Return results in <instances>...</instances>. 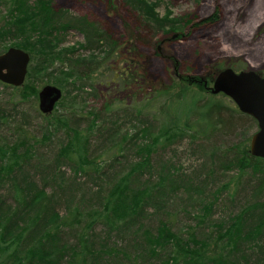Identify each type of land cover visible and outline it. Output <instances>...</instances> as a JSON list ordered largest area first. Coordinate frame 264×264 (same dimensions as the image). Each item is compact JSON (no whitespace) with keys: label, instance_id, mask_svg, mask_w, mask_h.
Returning <instances> with one entry per match:
<instances>
[{"label":"rangeland","instance_id":"obj_1","mask_svg":"<svg viewBox=\"0 0 264 264\" xmlns=\"http://www.w3.org/2000/svg\"><path fill=\"white\" fill-rule=\"evenodd\" d=\"M48 1L59 11L57 22L68 23L70 27L58 30L50 41H43L41 45L36 42V47H42L46 53L47 62L31 80L37 89L44 84L61 88L63 98L60 97L51 112L65 116L71 125L86 128L92 117L96 118L95 128L99 130L90 143L92 153L110 145L113 139L107 134L110 130L116 129L131 136L141 124L147 123L148 133H153L156 122L149 120V115L166 98L161 90L171 81L177 83L181 76L200 79L217 66H230L235 71L245 67L256 72L264 70V0ZM3 11L4 6L0 5V13ZM140 25L144 27L141 33ZM96 30L108 39L94 38L93 31ZM172 34H177V37L171 38ZM12 41L13 38L1 42L0 49L12 45ZM110 48L113 52L109 59L89 78L78 79L71 74L75 69L84 70L87 65L71 61H99ZM119 70L134 71L144 83V88L138 84L125 88L118 79L109 82L111 71L117 73ZM193 85L196 87L198 83ZM157 89L160 91L156 94ZM170 91L175 92L176 86ZM18 92L19 89L12 90L0 82L2 141L13 140L19 130L38 138L45 125L37 109L36 95L22 100L18 98ZM205 94L234 106L220 93ZM152 95L150 112L145 109L136 112L141 104L146 103V97ZM108 102L110 108L105 109L103 105ZM117 107L126 110L117 112ZM145 114L149 115L146 117ZM51 128L47 139L34 146L32 158L23 167L28 169L27 174L38 186L47 181L44 185L46 193L63 199L64 205H58L59 214L66 205H76L80 209L95 206L98 203L96 192H101L115 175L126 170V161L138 159L129 149L120 162L110 166L103 164L104 170L97 178L93 174H78L72 181L71 169L64 165L59 166L63 172L61 178H50L46 166L54 164L56 148L64 140L61 129ZM255 130L256 124L252 120L240 125L230 135L205 142L183 136L155 145L150 158L148 185H155L162 174L166 179L165 185L174 184L180 188L170 194L168 191L155 194L156 204L152 209L148 208L147 213L150 214L144 215V221L151 219L153 214L168 211L175 227L181 228L188 223L190 214L198 211L200 202L210 200L212 204L205 223L210 225L226 219L247 203L264 201V185L250 188L249 181L245 184L243 179L235 191H231L233 184L223 188L222 185L234 172L219 168L225 160L217 151L227 144L244 140L248 147L249 136ZM148 136L143 141H147ZM251 180L254 182L253 178ZM136 182L140 183L141 179ZM1 185L7 186L8 183ZM56 185L59 188L54 187ZM44 207L47 209L48 204ZM201 229L206 233L207 228ZM120 238L127 252L139 253L142 258L146 256L135 224L120 228L116 239ZM254 251L247 252L252 254ZM127 262L119 255L113 259V264Z\"/></svg>","mask_w":264,"mask_h":264},{"label":"trees","instance_id":"obj_2","mask_svg":"<svg viewBox=\"0 0 264 264\" xmlns=\"http://www.w3.org/2000/svg\"><path fill=\"white\" fill-rule=\"evenodd\" d=\"M0 5L4 6L0 13V43L13 38L9 46L18 47L29 55L22 85L2 84L12 90L19 89L17 95L22 100L28 96L34 98L38 89L31 77L47 62L46 53L42 47H36V42L41 45L43 41H50L58 30H65L70 25L57 22L59 11L48 0H0ZM138 29L141 33L144 27L140 25ZM176 35L172 34L171 38ZM93 37L108 39L97 30L93 31ZM112 52L110 48L99 61H71L87 64L84 70L75 69L71 74L78 79L89 78ZM222 68H212L208 76L200 79L181 76L177 83L171 81L161 90L166 98L157 110L144 115L156 122L153 133H148L147 123L141 124L131 136L116 129L107 131L112 142L98 153L90 150L93 136L99 130L95 128L94 116L86 128H80L71 125L65 116L54 112L40 113L45 125L38 138L19 130L11 141L0 139V193L3 194L0 195V264H113L118 255L126 258L127 264H264V201L247 203L226 219L206 224L208 227L205 223L212 204L210 200L200 202L198 211L191 213L188 223L181 228L175 227L168 211L153 214L146 221L143 219L144 215L150 214L148 208L152 209L156 204L155 194H165V191L170 194L180 188L174 184L165 185L162 174L155 185H148L150 158L155 145L183 136L205 142L230 135L240 125L253 120L235 106L205 94L208 91L202 82L208 86ZM119 71H111L109 82L118 79L125 88L136 84L144 88L134 71ZM257 73L264 76V70ZM195 82L198 83L196 87ZM174 86L176 91L171 92ZM159 91L157 89L156 94ZM152 97H146V103L136 112L143 109L150 112ZM110 105L108 102L103 106L107 109ZM125 110L117 107L115 111ZM50 127L61 129L64 138L54 153V164L46 166L50 178L62 177L61 165L71 169L72 181L78 174H93L97 178L104 170L103 164L110 166L120 162L129 149L138 159L126 161V170L115 175L101 192H96L98 203L95 206L80 209L76 205H66L59 214L58 205H64L63 199L46 193L44 185L47 181L38 186L27 174L28 169L23 167L32 158L34 146L47 139ZM146 136L149 138L143 141ZM245 142L230 143L217 151L225 160V164L219 163V168L234 172L223 188L233 184L231 191H235L243 179L245 184L249 181L250 188L264 185V160L249 155ZM138 178L140 183L136 182ZM7 183L2 188L1 184ZM54 187L59 188L58 185ZM127 224H135L145 257L127 252L124 241L116 239L120 228ZM201 228H207L206 233ZM98 235L100 239L96 238ZM252 249L255 251L249 254L247 251L252 252Z\"/></svg>","mask_w":264,"mask_h":264},{"label":"water","instance_id":"obj_3","mask_svg":"<svg viewBox=\"0 0 264 264\" xmlns=\"http://www.w3.org/2000/svg\"><path fill=\"white\" fill-rule=\"evenodd\" d=\"M29 55L26 51L9 46L0 52V82L10 86L22 85ZM203 87L211 94L226 96L234 106L256 124V130L249 136V155L264 160V76L252 69H220L210 82ZM61 89L53 84L42 85L36 93L37 109L41 114H49L61 97Z\"/></svg>","mask_w":264,"mask_h":264}]
</instances>
